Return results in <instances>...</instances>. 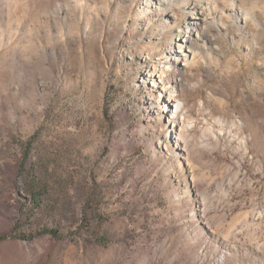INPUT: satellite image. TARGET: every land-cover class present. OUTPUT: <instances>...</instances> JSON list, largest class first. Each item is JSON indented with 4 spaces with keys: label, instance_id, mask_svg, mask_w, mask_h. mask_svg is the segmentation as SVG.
Listing matches in <instances>:
<instances>
[{
    "label": "rangeland",
    "instance_id": "374dc122",
    "mask_svg": "<svg viewBox=\"0 0 264 264\" xmlns=\"http://www.w3.org/2000/svg\"><path fill=\"white\" fill-rule=\"evenodd\" d=\"M201 4L0 0V264H264V0Z\"/></svg>",
    "mask_w": 264,
    "mask_h": 264
},
{
    "label": "bare ground",
    "instance_id": "6f19581e",
    "mask_svg": "<svg viewBox=\"0 0 264 264\" xmlns=\"http://www.w3.org/2000/svg\"><path fill=\"white\" fill-rule=\"evenodd\" d=\"M200 1L202 2L201 9H203V11H206L209 8V6H205V4H209V0H200ZM241 12H243L241 7H238V6H235V5L233 6V8H232V15L233 16L235 15L236 17H239ZM161 72L162 73H161L160 77L163 78L162 76L164 75V73L166 71L162 70ZM173 94H174V92H173ZM173 94L170 93V95H168L169 96V101L175 102L176 103V108L178 110L182 111L184 109V106H182V104L184 105V99L182 98V96L180 94H177V95H173ZM178 123L180 124V120H179ZM180 126L183 128V125H180ZM180 133H181V131H180Z\"/></svg>",
    "mask_w": 264,
    "mask_h": 264
}]
</instances>
